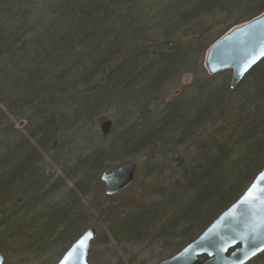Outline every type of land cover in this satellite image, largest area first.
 I'll use <instances>...</instances> for the list:
<instances>
[{"label": "trees", "instance_id": "16d2710c", "mask_svg": "<svg viewBox=\"0 0 264 264\" xmlns=\"http://www.w3.org/2000/svg\"><path fill=\"white\" fill-rule=\"evenodd\" d=\"M263 12L264 0H0V254L70 246L93 211L112 210L118 245L162 259L196 238L264 168V58L235 86L203 68L214 41ZM105 114L99 144L89 132ZM135 158L155 181L114 212L100 175Z\"/></svg>", "mask_w": 264, "mask_h": 264}, {"label": "water", "instance_id": "95a60500", "mask_svg": "<svg viewBox=\"0 0 264 264\" xmlns=\"http://www.w3.org/2000/svg\"><path fill=\"white\" fill-rule=\"evenodd\" d=\"M264 58V12L227 31L210 45L204 56V69L213 75L231 70V85H237L251 67ZM112 128L101 119L100 131L106 137ZM137 165L125 163L101 173L104 193L115 195L134 181ZM264 168L242 194L222 211L196 238L178 252L155 264H246L264 251ZM259 193L257 199L251 197ZM96 237L95 228L86 229L63 253L56 264H88V250ZM4 258L0 254V264ZM264 264V262L262 263Z\"/></svg>", "mask_w": 264, "mask_h": 264}, {"label": "rangeland", "instance_id": "374dc122", "mask_svg": "<svg viewBox=\"0 0 264 264\" xmlns=\"http://www.w3.org/2000/svg\"><path fill=\"white\" fill-rule=\"evenodd\" d=\"M225 71H229L231 73V70H225ZM190 81H191V74H186L180 79V81L178 82V86L180 87L183 84L189 83ZM170 94L168 96H170ZM109 113L113 114L111 111H109ZM103 118L112 120L110 114L99 116L96 123V127L91 126V130H90L91 132H89L90 136L96 139V142H98L99 144L104 143V141L107 138L101 136L100 124H101V119ZM11 121L14 123L15 127L22 130L21 127H19L20 123L17 119L13 118L11 119ZM84 137H88V134L86 136L84 135ZM94 141H92V143H94ZM74 142H75L73 144L74 146L72 147L73 149H77L79 152H84L88 150L87 148L89 145L87 142H84L83 137H81L80 142L77 139L76 140L74 139ZM43 157L45 158V162H44L45 170L48 173H53L56 176H61L62 167L59 165L62 164V162L59 161V159H57L56 162L54 163L51 161V159L48 158V156L44 155V153H43ZM129 161H133L137 164L135 179L134 182L130 185V187L112 196L114 198L112 200V204H115L117 202L120 205L121 203H123L121 206H115L116 210L114 212L125 211V210L127 211L136 208L135 206L137 205L142 193L144 192L145 195L148 196L146 192L149 190L150 186L155 181V178L149 176L147 173H144L143 171L139 172L138 170L139 164H142L139 158H135ZM98 189L99 188L94 189L92 195L89 196V199H91V201H93L94 198L98 197V192H99ZM145 200H148V198H146ZM99 201L101 202V199H99ZM86 202H88V200ZM102 203H103L102 204L103 207H105L107 204V202L104 203V201ZM128 203L131 204L128 205ZM105 210L106 208L103 211ZM107 211L105 213H101V212L98 213L93 211L88 217V221H87L88 225L81 228V231L79 233L81 234L89 226L94 227L96 229V237L91 242L88 251L87 259L89 264H155L158 261L162 260V256L166 255V252L163 251L157 245H151V244L149 245L146 243L139 245H127V244L118 245L112 239V237L108 232V224H107L108 221L105 220L106 219L105 217L107 215V218L108 217L111 218L112 210H111V215L107 214ZM68 244L69 243L67 242L60 244L58 247L49 250L44 256H37L34 258L31 257L27 259L24 263H21L22 262L21 260L19 262V257L23 258V256L5 255L3 253L2 254L4 258L3 264H55L59 260L63 250H66L68 248L69 246ZM58 252L60 255H58ZM25 256L30 257L29 255H25Z\"/></svg>", "mask_w": 264, "mask_h": 264}, {"label": "bare ground", "instance_id": "6f19581e", "mask_svg": "<svg viewBox=\"0 0 264 264\" xmlns=\"http://www.w3.org/2000/svg\"><path fill=\"white\" fill-rule=\"evenodd\" d=\"M256 17H257V16H256ZM254 18H255V17H254ZM252 19H253V18H252ZM249 21H250V20H249ZM214 42H215V41H214ZM214 42H213V43H214ZM209 47H210V46H209ZM203 68H204V60H203ZM251 68H252V67H251ZM251 68H250V69H251ZM250 69H249V70H250ZM204 70H205V69H204ZM205 71H206V70H205ZM206 73H207V71H206ZM207 74H208V73H207ZM208 75H210V74H208ZM191 78H192V77H191ZM110 121H111V120H110ZM111 122H112V121H111ZM15 128H16V129H19V128H17V127H15ZM19 130H20V129H19ZM109 133H110V132H109ZM108 135H109V134H108ZM108 135H107V136H108ZM101 136H102V135H101ZM107 136H106V137H107ZM102 137H103V136H102ZM128 162H133V161H128ZM128 162H126V163H128ZM134 163H135V162H134ZM124 164H125V163H124ZM136 165H137V164H136ZM136 170H137V169H136ZM100 181L103 183V181L101 180V175H100ZM103 185H104V183H103ZM104 194H105V193H104ZM105 195H106V194H105ZM106 196H107V195H106ZM112 196H113V195H112ZM112 196H108V197H112ZM214 219H215V218H214ZM89 228H92V227L89 226V227H87L86 229H89ZM93 228H94V227H93ZM86 229H85V230H86ZM85 230H84V231H85ZM95 230H96V229H95ZM84 231H83V232H84ZM83 232H82V233H83ZM82 233H81V234H82ZM81 234H80V235H81ZM80 235H79V236H80ZM79 236H78V237H79ZM78 237H77V238H78ZM76 240H77V239H76ZM89 248H90V247H89ZM263 262H264V261H263ZM263 262H262V263H263ZM262 263H261V264H262Z\"/></svg>", "mask_w": 264, "mask_h": 264}, {"label": "snow or ice", "instance_id": "6c2138e0", "mask_svg": "<svg viewBox=\"0 0 264 264\" xmlns=\"http://www.w3.org/2000/svg\"><path fill=\"white\" fill-rule=\"evenodd\" d=\"M259 192H260V193H264V187H261L260 190H259ZM251 198H252V199L260 198V197H259V193L254 194Z\"/></svg>", "mask_w": 264, "mask_h": 264}]
</instances>
